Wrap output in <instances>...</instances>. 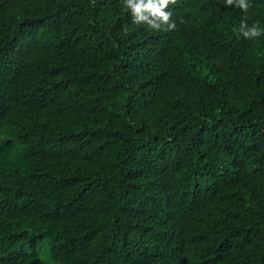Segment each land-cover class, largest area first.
Wrapping results in <instances>:
<instances>
[{"label": "trees", "instance_id": "1", "mask_svg": "<svg viewBox=\"0 0 264 264\" xmlns=\"http://www.w3.org/2000/svg\"><path fill=\"white\" fill-rule=\"evenodd\" d=\"M0 0V264H264V0Z\"/></svg>", "mask_w": 264, "mask_h": 264}, {"label": "clouds", "instance_id": "2", "mask_svg": "<svg viewBox=\"0 0 264 264\" xmlns=\"http://www.w3.org/2000/svg\"><path fill=\"white\" fill-rule=\"evenodd\" d=\"M225 5L235 6L246 11L248 8L247 0H223ZM124 10L130 13L135 24L146 25L150 30H171L175 27V22H170L171 11H166L169 4L175 0H121ZM239 34L246 40L256 39L264 34V27L253 23L251 26L241 22L238 30Z\"/></svg>", "mask_w": 264, "mask_h": 264}]
</instances>
